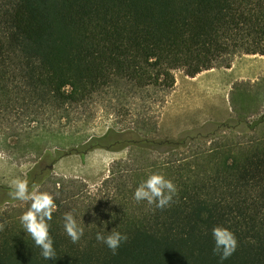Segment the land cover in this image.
Returning a JSON list of instances; mask_svg holds the SVG:
<instances>
[{"label":"trees","instance_id":"16d2710c","mask_svg":"<svg viewBox=\"0 0 264 264\" xmlns=\"http://www.w3.org/2000/svg\"><path fill=\"white\" fill-rule=\"evenodd\" d=\"M242 54L264 55V0H0V127L24 140L67 125L89 126L99 111L117 116L101 136L46 150L51 164L28 172L30 187L41 186L52 164L66 155L128 147L168 153L222 130L252 131L243 119L212 123L177 139L138 131L156 118L176 72L196 76L228 68ZM127 122L123 130L115 125ZM3 140L5 148H14L8 136ZM134 160L114 162L97 193H52L55 258L41 256L20 222L30 202L1 217L0 264H264V157L255 165L219 166L196 181L174 180L177 192L164 209L137 202L134 192L166 168ZM249 170L256 173L252 184ZM108 184L113 191L104 190ZM9 191L0 184V206L19 202ZM68 211L84 227L77 243L64 231ZM217 225L238 239L223 261L213 254ZM114 227L128 236L116 254L96 239L98 231L107 236Z\"/></svg>","mask_w":264,"mask_h":264},{"label":"rangeland","instance_id":"374dc122","mask_svg":"<svg viewBox=\"0 0 264 264\" xmlns=\"http://www.w3.org/2000/svg\"><path fill=\"white\" fill-rule=\"evenodd\" d=\"M262 115L264 55L242 54L236 56L228 68L216 67L196 76L178 71L175 87L160 104L153 122L146 125L145 129L138 130L140 134L149 138L177 139L187 131L207 129L209 126L206 125L229 119L249 121L252 131L222 130L210 139L197 140L168 153L128 147L119 152L96 149L85 156L66 155L52 164V172L40 190L55 194L62 188L66 195L79 197L97 193L108 179L114 162L124 161L131 156L142 166H164L166 171L162 174L172 181L176 180L178 184L205 178L206 173L215 172L219 166L255 165L264 157V123L259 122ZM116 117L113 113L106 115L104 111H99L89 126L67 125L53 132H40L32 139H26L27 135H24V140L0 127V151L8 156L7 164L0 167V184L8 185L18 176L26 178L36 165L51 164L44 158L48 149L53 152L57 148L68 149L94 135H103L109 126L114 125ZM125 124L115 125L118 130H123L129 126L128 122ZM5 136H8L9 144L14 148L4 147ZM144 173L140 172L141 179H145ZM248 173L251 176L247 179H251L252 184L256 173L251 170ZM104 190L113 191V186L108 184ZM225 193L232 195L235 192ZM28 203L19 201L1 205L0 218L5 219L15 209L24 208Z\"/></svg>","mask_w":264,"mask_h":264},{"label":"clouds","instance_id":"9594fccd","mask_svg":"<svg viewBox=\"0 0 264 264\" xmlns=\"http://www.w3.org/2000/svg\"><path fill=\"white\" fill-rule=\"evenodd\" d=\"M7 161V154L0 151V162H3L0 167L6 165ZM8 187L10 189L9 196L12 199L30 202V206L20 216V222L26 233L31 236L35 245L41 250V256L46 260L57 257L49 224L57 208L54 196L48 191H41L37 184H32L30 187L29 181L19 176L12 179ZM176 192V185L171 179L166 178L162 173L154 172L136 188L134 199L137 202L147 201L148 205L164 209L170 206ZM63 220L64 231L73 243H77L84 234V227L77 222L72 211L65 212ZM4 227L5 224L0 223V230H3ZM212 236L215 242L213 254L218 255L221 261L228 259L236 251L238 239L228 227L215 226L212 229ZM96 239L104 243L113 254H116L121 243L128 240V236L117 231L114 227L107 236L98 231Z\"/></svg>","mask_w":264,"mask_h":264}]
</instances>
